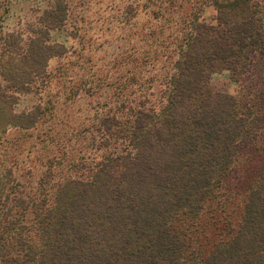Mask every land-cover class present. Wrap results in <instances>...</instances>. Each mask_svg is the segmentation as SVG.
I'll use <instances>...</instances> for the list:
<instances>
[{"label":"trees","instance_id":"obj_1","mask_svg":"<svg viewBox=\"0 0 264 264\" xmlns=\"http://www.w3.org/2000/svg\"><path fill=\"white\" fill-rule=\"evenodd\" d=\"M220 14L210 39L178 55L162 110L102 119L117 151L81 176L51 161L35 189L17 146L2 150L0 264H264V4L234 0ZM54 50L0 39V147L9 130L55 118L51 99L21 107ZM222 71L237 95L213 84Z\"/></svg>","mask_w":264,"mask_h":264},{"label":"rangeland","instance_id":"obj_2","mask_svg":"<svg viewBox=\"0 0 264 264\" xmlns=\"http://www.w3.org/2000/svg\"><path fill=\"white\" fill-rule=\"evenodd\" d=\"M233 1L0 0V39L15 34L25 48L35 39L63 47L51 51L42 89L21 102V107H31L39 99L43 104L51 99L55 118L32 131L9 130L0 154L17 146L22 177L32 171L35 189L48 162L60 166L55 170L60 176H81L80 164L111 157L117 146L99 128L102 119L162 110L178 55L198 36L210 39L204 31L221 27L220 9L228 13ZM258 62L264 67V58ZM212 81L216 88L238 94L229 72L214 74ZM248 85L246 80L243 86Z\"/></svg>","mask_w":264,"mask_h":264}]
</instances>
